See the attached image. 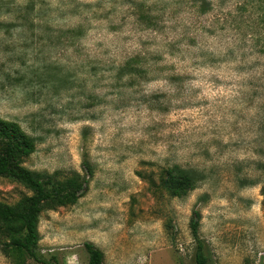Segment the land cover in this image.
Returning <instances> with one entry per match:
<instances>
[{"label": "rangeland", "instance_id": "obj_1", "mask_svg": "<svg viewBox=\"0 0 264 264\" xmlns=\"http://www.w3.org/2000/svg\"><path fill=\"white\" fill-rule=\"evenodd\" d=\"M0 119L35 139L34 173L92 169L72 207L44 209L56 264H264V0H0ZM192 172L186 196L161 170ZM32 193L0 179V203ZM0 264H36L6 248Z\"/></svg>", "mask_w": 264, "mask_h": 264}, {"label": "trees", "instance_id": "obj_2", "mask_svg": "<svg viewBox=\"0 0 264 264\" xmlns=\"http://www.w3.org/2000/svg\"><path fill=\"white\" fill-rule=\"evenodd\" d=\"M35 139L21 127L0 119V179H8L32 193L14 206L0 203V226L8 237L6 248L20 251L36 264H56L54 256L45 259L38 249V221L44 209L56 210L74 206L87 190L92 169L83 160L81 172H54L42 174L30 172L24 163L34 154ZM158 186L170 197L186 196L196 187L192 172L179 167L161 170ZM201 216L193 210L189 221V232L194 243L195 264H212L208 247L199 236ZM87 264H104L102 252L91 243L83 245Z\"/></svg>", "mask_w": 264, "mask_h": 264}]
</instances>
